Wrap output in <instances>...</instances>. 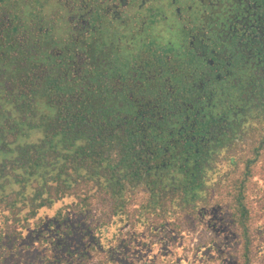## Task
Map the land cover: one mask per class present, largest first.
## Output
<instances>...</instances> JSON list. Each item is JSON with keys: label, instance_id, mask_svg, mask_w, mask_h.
Instances as JSON below:
<instances>
[{"label": "trees", "instance_id": "trees-1", "mask_svg": "<svg viewBox=\"0 0 264 264\" xmlns=\"http://www.w3.org/2000/svg\"><path fill=\"white\" fill-rule=\"evenodd\" d=\"M97 5L0 0V262L4 241L31 231L37 264H118L125 229H169L208 206L218 178L251 264L249 172L233 179L212 161L211 138L226 131L208 110L153 107L133 89L132 60L103 42Z\"/></svg>", "mask_w": 264, "mask_h": 264}, {"label": "flooded vegetation", "instance_id": "flooded-vegetation-1", "mask_svg": "<svg viewBox=\"0 0 264 264\" xmlns=\"http://www.w3.org/2000/svg\"><path fill=\"white\" fill-rule=\"evenodd\" d=\"M97 7L103 42L132 60L131 87L149 91L153 107L212 113L226 131L211 138L212 161L232 168V151L264 133V0H98Z\"/></svg>", "mask_w": 264, "mask_h": 264}, {"label": "rangeland", "instance_id": "rangeland-1", "mask_svg": "<svg viewBox=\"0 0 264 264\" xmlns=\"http://www.w3.org/2000/svg\"><path fill=\"white\" fill-rule=\"evenodd\" d=\"M242 142L244 147L232 151L233 163L229 166L236 170L233 179H241L244 172H249L246 204L250 215L248 228L253 239L251 264H264V146L259 156L253 152L261 142L264 145V133H250ZM217 183L218 178L209 189L212 193L208 206L195 212L194 209L181 210L170 219L169 229L152 233L134 229L131 234L125 229L129 245L118 264H240L241 230L230 217V198L224 193L229 188L219 189ZM143 199V193L137 192L133 204L138 205ZM47 215L49 218L50 212ZM3 245L10 255L0 264H37L42 254L33 242L31 231L26 232L22 240L6 239Z\"/></svg>", "mask_w": 264, "mask_h": 264}, {"label": "water", "instance_id": "water-1", "mask_svg": "<svg viewBox=\"0 0 264 264\" xmlns=\"http://www.w3.org/2000/svg\"><path fill=\"white\" fill-rule=\"evenodd\" d=\"M210 3L213 2L215 5L217 4L218 0H209ZM205 12H201V15H204ZM247 87V84H246Z\"/></svg>", "mask_w": 264, "mask_h": 264}]
</instances>
